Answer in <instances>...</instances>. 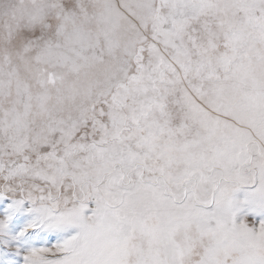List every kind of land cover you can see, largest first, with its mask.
I'll use <instances>...</instances> for the list:
<instances>
[{
  "label": "snow or ice",
  "instance_id": "1",
  "mask_svg": "<svg viewBox=\"0 0 264 264\" xmlns=\"http://www.w3.org/2000/svg\"><path fill=\"white\" fill-rule=\"evenodd\" d=\"M0 264H264V0H0Z\"/></svg>",
  "mask_w": 264,
  "mask_h": 264
}]
</instances>
